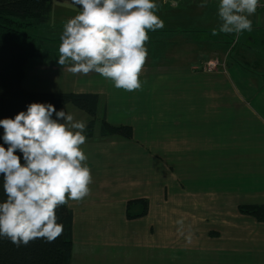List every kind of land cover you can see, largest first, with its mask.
<instances>
[{
  "label": "crops",
  "instance_id": "0c3cea01",
  "mask_svg": "<svg viewBox=\"0 0 264 264\" xmlns=\"http://www.w3.org/2000/svg\"><path fill=\"white\" fill-rule=\"evenodd\" d=\"M156 3L164 26L148 30V34L157 37L159 43L166 40V45L147 48L149 55L155 56L143 66L139 89L116 88L110 79L91 72L107 89L44 92H89L100 96L94 136L81 146L91 169L90 193L82 200L67 203L74 222L71 264H158V251L184 250L179 248L183 233L200 231L207 236L210 229L203 223L218 229V237L224 233L225 245L237 247L232 238L241 236L239 233L238 237L236 211L226 206L225 201L232 199L225 197L223 203L222 193L242 195L244 189L250 204L264 205V9L250 17L251 31L237 35L218 30L219 0H208L204 7L200 0ZM77 13L71 0H53L49 22L35 32L44 55L28 63L23 83L28 69L55 85L62 84L66 75L71 79L89 78L88 74L70 72L67 64L57 63L64 24ZM208 32L215 34L212 41H206ZM183 35L189 39L184 47L168 43L178 42ZM232 41L238 45L235 50H231ZM228 52L234 59L223 63ZM159 53L174 56L173 61H159ZM212 58L222 62L217 72H193L197 65H202L203 70ZM225 70L229 81L222 79ZM183 71H189L194 78L161 77ZM190 86L197 88L196 94L183 89ZM226 87L231 90L225 97L222 92ZM135 91L144 93L133 96ZM120 95L138 100L120 101ZM226 102L231 106H224ZM239 102L244 103L240 108ZM104 117L111 125L132 127L133 138L102 137ZM83 121L88 124L90 119ZM237 171L246 176L241 188L237 179L231 184ZM228 179L229 187L223 188ZM139 200L148 201L146 213ZM222 204L228 211L222 213ZM230 211H234V218L228 217ZM190 212L221 214L216 215V220L199 218V228L184 229L177 221L190 218ZM221 216H226L223 218L227 221H220ZM256 223L264 227V222Z\"/></svg>",
  "mask_w": 264,
  "mask_h": 264
},
{
  "label": "clouds",
  "instance_id": "9594fccd",
  "mask_svg": "<svg viewBox=\"0 0 264 264\" xmlns=\"http://www.w3.org/2000/svg\"><path fill=\"white\" fill-rule=\"evenodd\" d=\"M80 11L63 27L57 63L74 74L95 72L114 87H141L148 30L164 26L156 0H73ZM208 0H200L204 7ZM261 0H219V31L252 30ZM216 32V29H213ZM0 238L17 246L53 242L64 229L57 210L89 193L91 169L82 145L87 124L51 102H32L0 119ZM183 225V220H178Z\"/></svg>",
  "mask_w": 264,
  "mask_h": 264
},
{
  "label": "trees",
  "instance_id": "16d2710c",
  "mask_svg": "<svg viewBox=\"0 0 264 264\" xmlns=\"http://www.w3.org/2000/svg\"><path fill=\"white\" fill-rule=\"evenodd\" d=\"M52 11L53 0H0V119L14 117L20 111L26 110L27 105L32 102H51L57 110L72 104L92 118L86 128V139H91L95 133V119L99 110L98 94L44 93L29 91L23 87L28 63L44 55L39 48L35 32L49 22ZM262 47L264 48V37ZM133 132L130 126L109 124L105 117L101 122L102 137L118 136L132 139ZM2 133L3 128L0 127V135ZM2 142L0 140V143ZM139 201L144 205L146 213L148 201ZM243 208L255 210L249 214L264 222V205ZM57 214L58 222L63 223L64 229L53 242L34 239L27 245L17 246L6 238H0V264H71L73 212L66 204L57 210Z\"/></svg>",
  "mask_w": 264,
  "mask_h": 264
},
{
  "label": "rangeland",
  "instance_id": "374dc122",
  "mask_svg": "<svg viewBox=\"0 0 264 264\" xmlns=\"http://www.w3.org/2000/svg\"><path fill=\"white\" fill-rule=\"evenodd\" d=\"M71 1H72L73 10L79 12L80 11L79 7L73 3V0ZM71 11L72 10L67 9L66 12H71ZM66 17L68 19L70 16H66ZM148 35H149V39L145 42V46L147 48L164 47L166 45V40L164 43H159V39L157 37L151 34H148ZM214 35L215 34H210V32H208L206 35L207 37L206 41H212V38ZM173 41H169L168 43H173V46L175 47H184L185 44L189 41V39L187 38V35H183L182 38H180L179 40H176L178 42H173ZM237 46L234 44V42L233 43L231 42V47L234 48V49L231 48V50H235ZM181 55H179L178 57H181ZM153 56L155 55H149V50H148V56L146 58V61L154 60ZM156 56L158 57L159 61L165 59L166 62L173 61L172 57H174L172 55L167 57L164 55V53L162 54L159 53ZM231 58L234 59V56L232 57V54L228 52L226 54V57L224 55L222 62L223 63L228 62L231 60ZM211 61L221 62L220 59L218 58H214V59L212 58L211 60L207 61V64ZM194 70H195L193 71L194 73H201L205 75L214 73V72H207L206 70L204 71V67L202 70V65H197V68H195ZM223 73H225V76L221 75L223 81H229L230 76L227 75L229 72L228 71L226 72L225 70L223 71ZM171 74L172 75L170 77L165 76V75H162L161 77H164L163 80H169V79L185 80V79L194 78V76L190 75L189 71L172 72ZM234 74L238 78H243V76H241L242 74L240 73L239 74L234 73ZM88 77L89 78H87L86 76H81L78 79L77 77L71 79V76L66 75L64 78V82L62 84L55 85V83H53L52 80H48L45 82L43 79L36 77L34 75V71H32L31 69H28L27 74H26V81L23 83V86L26 89L37 91V92H55V91H64V89H68V90L88 89L87 91H98L102 89H107L105 88L103 81L100 80L99 77L92 76L91 72L88 73ZM52 83L55 88L52 86ZM100 87H104V88H100ZM180 88L181 87L175 88V89H180ZM183 89L187 90L189 94H196V90H197L196 87H192V86L188 88L186 87ZM230 90H231L230 87L223 88V92H222L223 96L226 97L229 94ZM143 93L144 92H141V91H135L132 93V95L136 96L138 94H143ZM124 96L125 95L117 96V99L120 101L126 100L127 102L128 100H131V101L138 100L136 97L130 96L129 98H123ZM243 104H244L243 102H239L237 107L240 108V106H242ZM223 105L226 107L231 106L229 102H226V104H223ZM64 108L66 111L72 112L76 119H78L77 117H79L82 120H86V121L88 119H90L91 121L92 119L89 114L78 109L72 104H69L65 106ZM219 110L221 111V108ZM95 120L97 121V117ZM235 173L237 176L232 177V180H233L232 183L230 179L226 180V182H223V188L225 186L229 187L230 183L231 184L236 183V179L239 181V183H241L239 184L240 188L242 187V184L245 185L244 180H243L246 177L245 173L241 171H237ZM229 175H233V174H229ZM223 192H224V189H223ZM241 192H242V195L234 193L231 196H228L229 195L228 193H222L223 203H224L225 197L232 199L230 201H225L226 206L228 209L232 208V209H235L236 211L235 221L238 226V237H239V233H241V236L239 238H237L236 236H233L232 238L235 240V243L238 245L237 247L231 246V245H225L224 240L226 239V237L223 236L225 234L223 233V235L218 237L219 236V233L217 232L218 229H216L214 226L203 223V225H205L206 227L210 229L209 234L207 236L205 234H202L200 231L199 232L198 231L187 232L186 235L183 233L180 237L179 248L183 247L184 250L182 251L181 249H179L178 251L177 250L158 251L157 252L158 264H264V227L260 228L261 225L256 223L257 219L254 218V216L249 214L252 211L255 212V210L249 209L250 207L243 208V207L251 206L252 204H250V202H248V199L244 197L245 195L244 189H241ZM222 206H223L222 213L228 211L223 204ZM256 212H258V210ZM189 214H190V218L183 219L184 229L199 228V226H201L200 225L201 220H199V218L203 220L207 218H213L216 220V217H217L216 215L221 214V213L204 212V215H201V214L199 215L197 212L196 213L190 212ZM227 215L230 218H234V211H230L229 214ZM223 217H226V216H223ZM223 217L221 216L220 221H224V222L227 221V219ZM259 222H262V221L260 220ZM194 236H197V238L190 241V239L193 238ZM240 239L244 241L241 244L239 243L241 242ZM187 248H188V252H187Z\"/></svg>",
  "mask_w": 264,
  "mask_h": 264
},
{
  "label": "built area",
  "instance_id": "2783aa9c",
  "mask_svg": "<svg viewBox=\"0 0 264 264\" xmlns=\"http://www.w3.org/2000/svg\"><path fill=\"white\" fill-rule=\"evenodd\" d=\"M263 9H264V2L261 1L257 10H263ZM221 66H222V64L220 62L211 61L205 65L204 70H206L207 72H215V71L219 70Z\"/></svg>",
  "mask_w": 264,
  "mask_h": 264
}]
</instances>
